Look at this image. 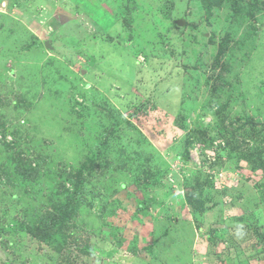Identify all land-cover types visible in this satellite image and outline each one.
Segmentation results:
<instances>
[{
	"label": "rangeland",
	"instance_id": "374dc122",
	"mask_svg": "<svg viewBox=\"0 0 264 264\" xmlns=\"http://www.w3.org/2000/svg\"><path fill=\"white\" fill-rule=\"evenodd\" d=\"M205 1L0 0V264H264V0ZM104 138L64 249L20 231L55 179L9 158L75 169Z\"/></svg>",
	"mask_w": 264,
	"mask_h": 264
},
{
	"label": "trees",
	"instance_id": "16d2710c",
	"mask_svg": "<svg viewBox=\"0 0 264 264\" xmlns=\"http://www.w3.org/2000/svg\"><path fill=\"white\" fill-rule=\"evenodd\" d=\"M212 3L213 2H211V0H206L203 3V6H205V10L207 11V13L210 10ZM93 11L97 10L93 8ZM126 11L127 9L125 8L124 13H126ZM127 26L129 27V24H127ZM222 46L223 44H220V47ZM41 47H43V44H41ZM139 110L140 108L138 109V111ZM83 143H85V140H81V144ZM94 145L95 147H98L100 145L103 147L102 150L99 151L100 153H98L97 155L95 151L92 152L90 149V152L88 154L89 157L85 158L81 165L75 169H72L71 167H64L60 169L55 168L53 170L50 166H44L47 163V160L40 157L39 160H36L37 162H24L23 158L25 156L31 157L28 150L27 152L23 151L24 153H17L16 157H14L13 159L12 157L9 158L8 165L13 167V171L6 172L5 176L7 179H9L10 182H13L12 180L14 177V179L17 178L20 181L23 187L31 186L34 190V187H38L40 186L39 183H42L39 179L40 176H44L48 180L55 179L52 180L54 185L49 187L47 186L48 190L45 188H40L38 192L41 195H44L43 198L45 200L43 199L42 207H44L45 210L41 211L42 207L39 209L40 211L34 208L30 216H28L29 212L25 210L26 216L28 218H26L27 221L20 223V231L25 232V234H27L29 237L37 240L40 243L51 244L52 248L56 252L60 253L64 249V246L68 244L64 235L66 232L64 230L65 224L72 218L76 217V215L79 212H82V210L86 207V177L88 175H93L91 166L95 165L97 159H100V162L105 161L111 147L110 141L106 138H104L101 142L99 140H96ZM4 146H9L6 148L11 149V146L9 144ZM101 151H103L104 153V155L102 154L103 160L102 158H100L102 153ZM105 152H107L106 157ZM180 158L184 161H187L188 154L186 153ZM260 163V169L264 171V162ZM154 179L159 180V177L155 176L152 181ZM185 181L186 197L183 202L185 205H188L192 208L189 215L197 218V216L202 215L207 209L205 208L204 203L196 202V200L202 199L200 198L195 200V196L191 193V181L194 182V179H186ZM188 181L190 182L188 183ZM197 181L198 178L195 182L197 183ZM198 184L199 188L203 190L202 182ZM207 190L210 191V189ZM99 195L100 194L98 193L96 194L97 197ZM112 208L113 205H109V207H104L103 211L106 212L108 210L111 212ZM15 229H17L15 224H9L6 227L1 228L0 233H4L5 231H13ZM254 231L257 232L256 229H254ZM63 264H69V260L66 259V257L63 261Z\"/></svg>",
	"mask_w": 264,
	"mask_h": 264
},
{
	"label": "water",
	"instance_id": "95a60500",
	"mask_svg": "<svg viewBox=\"0 0 264 264\" xmlns=\"http://www.w3.org/2000/svg\"><path fill=\"white\" fill-rule=\"evenodd\" d=\"M177 24V23H176ZM179 25H182L183 23L180 21V23H178ZM44 46H45V48H47V49H52V47L49 45V42H44Z\"/></svg>",
	"mask_w": 264,
	"mask_h": 264
},
{
	"label": "clouds",
	"instance_id": "9594fccd",
	"mask_svg": "<svg viewBox=\"0 0 264 264\" xmlns=\"http://www.w3.org/2000/svg\"><path fill=\"white\" fill-rule=\"evenodd\" d=\"M46 42V41H45ZM48 42V41H47ZM43 46H44V44H43ZM44 48H45V46H44Z\"/></svg>",
	"mask_w": 264,
	"mask_h": 264
}]
</instances>
